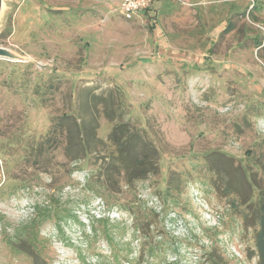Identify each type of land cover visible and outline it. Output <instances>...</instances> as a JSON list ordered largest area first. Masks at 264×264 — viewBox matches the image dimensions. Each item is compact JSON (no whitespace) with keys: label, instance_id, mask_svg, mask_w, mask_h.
<instances>
[{"label":"rangeland","instance_id":"374dc122","mask_svg":"<svg viewBox=\"0 0 264 264\" xmlns=\"http://www.w3.org/2000/svg\"><path fill=\"white\" fill-rule=\"evenodd\" d=\"M120 1L2 0L0 48L19 58L0 57V264H236L221 239L253 247L264 0H152L131 18ZM53 117L63 132L38 151ZM213 153L244 195H222Z\"/></svg>","mask_w":264,"mask_h":264},{"label":"trees","instance_id":"16d2710c","mask_svg":"<svg viewBox=\"0 0 264 264\" xmlns=\"http://www.w3.org/2000/svg\"><path fill=\"white\" fill-rule=\"evenodd\" d=\"M67 114L63 116L66 117L68 116ZM62 124H63L62 121H57V118L53 117L50 122V127L44 137L46 138V140H44L43 142L40 140V142L36 146V150L42 152L41 146L44 144V142L47 141L50 143L51 139H54V141H56V137H59V135L63 132V129L61 127ZM120 125L122 126L124 124H120ZM78 131L81 132V129H79ZM119 135L120 134H118L117 129H113L108 135V140L111 141L113 145L117 146L119 150L128 148V143L132 141V136L134 135V133L130 135L127 134L125 136L123 135L122 137ZM4 140L6 141L7 138L0 137V142H4ZM77 144H79L82 147L84 154L86 156L88 153L85 145V140L84 139L79 140L78 142H76V145ZM31 150L32 149H30L29 152H31ZM230 160L231 159L228 158V156L224 157V160H221L216 153H213L211 156L208 155L209 171L213 172V170H217V173L223 178L221 179V181L224 183V187L222 189L224 191V193H222L223 196H227L226 195L227 192L228 193L235 192V194L239 196L240 194L244 195L246 186L242 182L241 176H239L238 174L237 167H232L230 164L231 163ZM133 162H135V165H133L134 167L136 166L141 167L142 165L145 166L146 160L145 159L138 160L134 157ZM149 170L151 169H143V168L139 169L140 176L143 175L144 173L143 171L149 172ZM134 172L138 173V171H134ZM244 177L247 183L251 182L250 176L249 175L247 176L246 172H244ZM226 178H228L227 181ZM168 180L166 182H168ZM218 188H222V187L219 186ZM251 189L252 192H250L246 197L241 198L242 199L241 205L251 204L250 207L251 209H249L248 212H244L242 215V222L244 228L250 229L251 227V230L253 232V247L250 251H248L246 257L249 259L255 258L256 264H264V188H260V189L251 188ZM215 252L216 251H212V252L210 251L209 253H207V258L209 259L210 264H225L222 258L216 255Z\"/></svg>","mask_w":264,"mask_h":264},{"label":"built area","instance_id":"2783aa9c","mask_svg":"<svg viewBox=\"0 0 264 264\" xmlns=\"http://www.w3.org/2000/svg\"><path fill=\"white\" fill-rule=\"evenodd\" d=\"M151 1L152 0H121L120 1V9L122 10V14L125 17L131 18L136 13H139L143 9L147 8L150 5ZM168 220H171V222L174 221V219L173 218L171 219V217L165 218L164 219L165 228H166V230H170V228H172V230H173L174 225H172L171 222L169 223ZM211 224L212 225H210V226H216V221L211 222ZM226 238H230V237L226 236ZM221 241H222V246H223V242H224L225 250L227 251L228 256L233 258L236 261V264H256V259L255 258H252V259L247 258L246 255L244 253H242V251L239 249L238 246L230 244L227 241V239H221ZM198 260H199V258H196L194 262H198ZM250 262H253V263H250Z\"/></svg>","mask_w":264,"mask_h":264},{"label":"water","instance_id":"95a60500","mask_svg":"<svg viewBox=\"0 0 264 264\" xmlns=\"http://www.w3.org/2000/svg\"><path fill=\"white\" fill-rule=\"evenodd\" d=\"M1 4H2V0H0V8H1ZM0 57L2 58H19L17 57V55L13 54L12 52H10L9 50L5 49V48H0Z\"/></svg>","mask_w":264,"mask_h":264}]
</instances>
